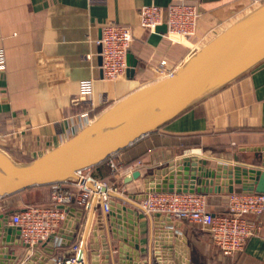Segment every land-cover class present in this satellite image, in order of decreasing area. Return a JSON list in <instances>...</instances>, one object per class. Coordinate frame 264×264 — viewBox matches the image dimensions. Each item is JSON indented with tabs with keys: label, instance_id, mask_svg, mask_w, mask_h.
<instances>
[{
	"label": "crops",
	"instance_id": "0c3cea01",
	"mask_svg": "<svg viewBox=\"0 0 264 264\" xmlns=\"http://www.w3.org/2000/svg\"><path fill=\"white\" fill-rule=\"evenodd\" d=\"M171 1L0 0V51L6 65L0 70V148L22 162L44 155L130 93L168 77L169 71L175 72L211 39L264 3L186 0L198 6L199 19L196 33L185 38H170L167 29L150 32L141 25L143 6L165 7ZM109 21L129 25L134 37L129 68L118 80L104 79L101 68L102 28ZM84 79H93L94 88L90 97L81 98ZM214 144L228 153L213 150ZM191 146L197 148L190 150ZM246 147H264V61L113 156L119 169H141L145 177L178 159L202 158L213 168L219 162L259 165L262 152L242 150ZM103 171L95 166L90 175L100 179ZM123 179L118 188L126 194L111 196L139 215L134 225L127 210L115 215L114 223L128 229L126 241L114 239L112 220L101 207L88 215L75 205L50 239L37 246H28L17 234L7 240L1 232L0 264L54 261L78 239L87 240L90 263L94 258L98 264H264V215L251 216L262 229L244 249L224 256L200 225L141 211L129 196L144 191L143 179L129 184ZM53 194L52 185H43L0 198V215L8 214L11 226L15 212L31 204H50ZM206 194L213 213L228 212V193ZM135 238L138 250L131 245ZM58 241L62 246H56ZM91 243L97 246L90 247ZM85 258L87 263L86 252Z\"/></svg>",
	"mask_w": 264,
	"mask_h": 264
},
{
	"label": "water",
	"instance_id": "95a60500",
	"mask_svg": "<svg viewBox=\"0 0 264 264\" xmlns=\"http://www.w3.org/2000/svg\"><path fill=\"white\" fill-rule=\"evenodd\" d=\"M160 29L166 30L167 27L162 25L158 27ZM263 61L264 3L211 39L173 75L130 93L65 143L44 155L22 162L0 148V198L36 186L77 179L79 171L101 164L144 136L162 128ZM242 150L261 151L259 165L219 162L213 168L203 163L202 158L178 159L164 169L154 170L148 177L143 176L141 169H136L126 175L123 182L129 184L143 179L144 193L131 195L136 199L146 197L151 191L264 192V147H246ZM68 209L73 210L72 207ZM123 210L129 214L130 225H134V222L138 224L139 219L138 211L114 200L110 201V210L106 215L112 220L114 239L120 241H126L128 229L123 230L114 220L115 215L120 217ZM154 215L172 220L169 215ZM8 221V214L0 215V233H5L7 240L12 234L20 236L19 227L9 226ZM131 229L132 226L129 228L130 236ZM85 242L87 264H98L94 258L89 262V245L87 240ZM131 245L138 250L139 239L135 238ZM94 246L97 245L90 244V247ZM93 253L96 254V251ZM36 264H54V261L48 259L46 263Z\"/></svg>",
	"mask_w": 264,
	"mask_h": 264
},
{
	"label": "built area",
	"instance_id": "2783aa9c",
	"mask_svg": "<svg viewBox=\"0 0 264 264\" xmlns=\"http://www.w3.org/2000/svg\"><path fill=\"white\" fill-rule=\"evenodd\" d=\"M140 18L141 25L150 32H157L159 26L166 25L168 37L185 38L196 33L199 9L196 4L186 0H172L165 7L157 4L143 6ZM133 38L132 29L127 24L109 21L103 26L100 42L104 79L118 80L126 74ZM166 64V60L161 62L162 67ZM5 66V56L0 51V70H4ZM173 73L169 71L167 76ZM93 88L94 80L84 79L81 98L90 97ZM111 167L114 172L123 174V178L135 171V168L127 167L121 172L114 161ZM88 170L79 171L77 179L70 182L53 184L54 194L50 204H31L11 216V225L19 227L26 244L34 246L48 241L66 220L69 207H82L88 215L99 207L105 213L109 212L113 189L93 178ZM89 181L92 185L88 184ZM134 202L145 214L169 215L172 219L186 220L207 229L212 242L224 256H233L242 251L248 239L262 229L261 224L251 216L264 215V192L228 193V212L219 214L209 209L207 194L198 191H151ZM85 245V239H78L67 252H60L54 257V264H85ZM56 246H62V241H58Z\"/></svg>",
	"mask_w": 264,
	"mask_h": 264
},
{
	"label": "rangeland",
	"instance_id": "374dc122",
	"mask_svg": "<svg viewBox=\"0 0 264 264\" xmlns=\"http://www.w3.org/2000/svg\"><path fill=\"white\" fill-rule=\"evenodd\" d=\"M197 146V145H196ZM214 147H212V148H217V149H213V150H215V151H219V152H227L228 153V151H227V149H223V146L222 145H219V146H221V149L222 150H220V149H218V147H216L217 145H213ZM191 149L190 150H192V148H197V147H190ZM187 149V148H186ZM181 150H184L183 148H181V149H178V151H177V153H179V152H181ZM195 151V150H194ZM198 151V150H197ZM114 158H115V156H112L111 158H109L108 160H107V162L105 163L106 164V166H110V169H111V171H110V169L108 170L107 168H105V167H103V174L104 175H102L103 177H99L100 179H97V180H99V181H102V182H105V183H107L110 187H112V192H113V194L114 193H119V192H122V193H125L126 194V192H123V190L122 191H120L119 190V188H118V182H120L122 179H123V177H122V175H121V173H119V172H114L113 170H112V167H111V164H112V161H114ZM165 167H168V165H165V166H163V167H161V168H165ZM121 170H123V171H125V169H120V171ZM122 171V172H123ZM88 173H90V169L87 171ZM154 173V170L152 169V170H150V171H148V173H147V175H145V177H148L149 175H151V174H153ZM119 177V178H118ZM119 179V180H118ZM141 184V186H142V182L140 183ZM142 193H144V191L143 192H134L133 193V195L134 194H142ZM132 200H134V201H137L136 200V198H133V197H131V196H129ZM111 200H114L116 203H118L119 201H117V200H115V199H113L112 198V196H111ZM121 202H123L122 200H121ZM37 204V203H36Z\"/></svg>",
	"mask_w": 264,
	"mask_h": 264
},
{
	"label": "trees",
	"instance_id": "16d2710c",
	"mask_svg": "<svg viewBox=\"0 0 264 264\" xmlns=\"http://www.w3.org/2000/svg\"><path fill=\"white\" fill-rule=\"evenodd\" d=\"M106 162H107V160L104 161V162H102L101 164L97 165V167H99V168L102 169V167H105V166H106V164H105ZM105 168H107V169L109 170V169H110V166L108 165V166H106ZM110 171H111V169H110Z\"/></svg>",
	"mask_w": 264,
	"mask_h": 264
},
{
	"label": "bare ground",
	"instance_id": "6f19581e",
	"mask_svg": "<svg viewBox=\"0 0 264 264\" xmlns=\"http://www.w3.org/2000/svg\"><path fill=\"white\" fill-rule=\"evenodd\" d=\"M248 72H249V71H248ZM88 184H91V181H89ZM85 264H86V258H85Z\"/></svg>",
	"mask_w": 264,
	"mask_h": 264
}]
</instances>
